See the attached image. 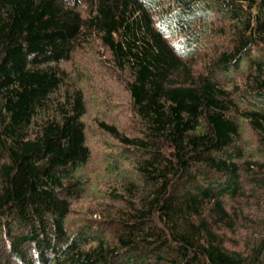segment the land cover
<instances>
[{"label":"trees","instance_id":"1","mask_svg":"<svg viewBox=\"0 0 264 264\" xmlns=\"http://www.w3.org/2000/svg\"><path fill=\"white\" fill-rule=\"evenodd\" d=\"M94 41L135 178L75 230L92 152L61 64ZM0 264H264V0H0Z\"/></svg>","mask_w":264,"mask_h":264},{"label":"rangeland","instance_id":"2","mask_svg":"<svg viewBox=\"0 0 264 264\" xmlns=\"http://www.w3.org/2000/svg\"><path fill=\"white\" fill-rule=\"evenodd\" d=\"M219 42L215 40L211 43ZM61 65L83 88L87 103L83 120L92 152L89 162L81 171V175L89 180L88 185L73 200L74 212L67 223L76 230L82 224V219L92 216L94 211L97 213L95 216L100 213L96 200L106 196L108 182L121 177L123 173L135 178L131 161L121 155L124 146L101 123L117 126L126 134H132L136 132L138 121L124 81L125 73L116 71L109 51L100 41L85 44L75 51L71 60Z\"/></svg>","mask_w":264,"mask_h":264}]
</instances>
